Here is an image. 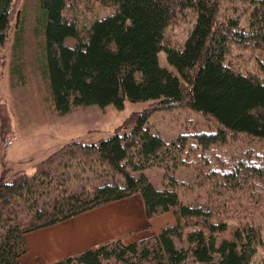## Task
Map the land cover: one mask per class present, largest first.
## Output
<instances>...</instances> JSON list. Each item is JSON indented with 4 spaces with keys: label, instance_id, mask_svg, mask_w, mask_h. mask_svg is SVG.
Instances as JSON below:
<instances>
[{
    "label": "trees",
    "instance_id": "trees-1",
    "mask_svg": "<svg viewBox=\"0 0 264 264\" xmlns=\"http://www.w3.org/2000/svg\"><path fill=\"white\" fill-rule=\"evenodd\" d=\"M238 1L244 8L232 6L219 21L223 0H38L42 71L58 115L93 105L123 108L127 100L150 103L132 115L128 133L68 142L33 172L17 171L9 181L0 176V264H22L27 233L135 194L149 219L173 212L176 224L50 264L252 263L264 245L251 212L262 210L264 217V0ZM16 5L0 0V52ZM97 8L107 13L99 16ZM187 10L195 15L188 38L169 45L167 29ZM234 49L249 52L260 74L237 71L228 62ZM160 52L173 70L160 65ZM182 107L213 121L212 129L171 140L151 132L155 112ZM229 144L240 152L224 153ZM150 167L163 171L160 188L144 174ZM82 175L100 182L71 189ZM181 189L203 192L184 198ZM244 193L246 207L236 198Z\"/></svg>",
    "mask_w": 264,
    "mask_h": 264
},
{
    "label": "rangeland",
    "instance_id": "rangeland-1",
    "mask_svg": "<svg viewBox=\"0 0 264 264\" xmlns=\"http://www.w3.org/2000/svg\"><path fill=\"white\" fill-rule=\"evenodd\" d=\"M16 4V13L12 17L8 40L0 52L2 59L0 67V130L3 131H0V176H5L8 181L19 170L33 172L36 164L45 160L68 142L97 143L102 139L130 132L132 125L129 120L132 115L147 109L150 103L149 101L132 102L127 100L123 108L114 105L101 108L93 105L76 108L65 116L58 115L49 90L48 80L42 71L45 39L42 27L38 22V0H16ZM232 6L238 10L244 8V5L238 0H223L219 21H222L230 14L229 12L233 11ZM18 9L22 13L16 16ZM97 9L99 16L107 13L106 10ZM194 21L195 15L189 10L179 14L165 33L166 42L172 46H182L190 34ZM240 23L244 27L247 26L245 16ZM158 57L162 67L173 70L167 62L165 52H160ZM228 62L242 73L258 72L256 61L251 58L249 52L234 49ZM17 68H20V72L16 71ZM3 106L5 111L2 110ZM212 122L202 115L182 107L155 112L149 118L148 127L151 132L160 135L163 139L171 140L187 130L212 129V124H214ZM2 133L5 135L3 136ZM234 146L236 144L226 146L224 153H232L234 150V152H240V149L234 148ZM96 173L101 175L103 181H106V176L103 173ZM144 174L156 188L161 187L163 174L161 169L150 167L144 171ZM83 175L81 180H78V184L71 189L77 190L83 185L94 188L100 182L95 177L88 178L86 181L83 179ZM88 176L93 175L87 174L86 177ZM202 192L199 193L197 189L189 192L180 190L184 198L201 195ZM237 196L236 198L242 197L246 207L245 193ZM229 210L230 207L227 211ZM261 211L255 209L251 212L261 227L264 240V217L261 215ZM230 216L229 222L236 225L237 221L234 215L230 214ZM251 264H264V245L258 248Z\"/></svg>",
    "mask_w": 264,
    "mask_h": 264
},
{
    "label": "crops",
    "instance_id": "crops-1",
    "mask_svg": "<svg viewBox=\"0 0 264 264\" xmlns=\"http://www.w3.org/2000/svg\"><path fill=\"white\" fill-rule=\"evenodd\" d=\"M175 224L173 212L149 219L141 194H135L27 233V252L20 261L22 264L55 263L114 239L132 244L154 237Z\"/></svg>",
    "mask_w": 264,
    "mask_h": 264
}]
</instances>
